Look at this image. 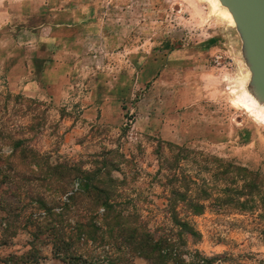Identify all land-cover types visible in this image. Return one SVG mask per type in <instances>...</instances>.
<instances>
[{"label": "rangeland", "instance_id": "374dc122", "mask_svg": "<svg viewBox=\"0 0 264 264\" xmlns=\"http://www.w3.org/2000/svg\"><path fill=\"white\" fill-rule=\"evenodd\" d=\"M74 1L88 6L93 17L103 21L122 61L118 74L129 82L125 85L122 77L119 106L104 107L103 118L77 128L83 110L93 99L91 92L79 94L81 100H76V105L71 97L69 104L57 106L47 99L12 92L13 84L0 69V94L9 92L41 103L17 105L20 114L27 116L18 118L17 129L24 130L28 117L33 118L32 145L38 151L54 158L60 155L87 161L104 149L119 150L132 159V164L121 169L130 178V197H141L139 211L149 218L151 227L162 222L165 205L163 190L154 182L159 166L153 153L156 140L191 150V157L182 165L198 180L212 183L215 165L211 158L215 157L245 168L247 176L251 174L264 185V123L237 101V90L245 84L249 71L236 27L204 0ZM3 17L0 2V30ZM40 122L43 128L38 126ZM23 197V207L28 206L29 199ZM6 198L0 203V219L3 212L21 216L15 237L0 245V264L9 255L28 251L32 240V228L26 220L30 210L17 211L14 199ZM144 198L148 200L145 203ZM215 210L208 209L194 218L201 240L190 248L207 257H222L221 264H264L261 212L239 215ZM37 247L41 257L37 264H65L54 257L51 246L38 243ZM79 251L93 263L106 264L99 262L101 248L88 244ZM127 264L146 263L133 259Z\"/></svg>", "mask_w": 264, "mask_h": 264}, {"label": "trees", "instance_id": "16d2710c", "mask_svg": "<svg viewBox=\"0 0 264 264\" xmlns=\"http://www.w3.org/2000/svg\"><path fill=\"white\" fill-rule=\"evenodd\" d=\"M22 102L41 104L9 92L0 94V203L7 196L14 199L17 211L30 210L26 220L32 240L28 251L7 256L3 264H37L38 243L51 246L54 257L65 264H96L79 251L88 244L102 249L99 262L106 264L133 259L146 264H221L222 257H207L190 248L201 240L194 218L208 209L239 215L260 211L258 218H264V185L247 176L245 168L212 157V183L198 180L182 165L191 150L156 140L153 153L159 166L154 182L163 190L165 205L162 222L151 227L139 211L141 197H130L129 176L121 169L132 159L112 149L87 161L41 153L32 145L33 118L28 117L24 130L17 129L18 118L27 117L17 108ZM38 126L43 128V123ZM23 195L28 206L23 207ZM2 215L0 245H5L15 237L21 215Z\"/></svg>", "mask_w": 264, "mask_h": 264}, {"label": "crops", "instance_id": "0c3cea01", "mask_svg": "<svg viewBox=\"0 0 264 264\" xmlns=\"http://www.w3.org/2000/svg\"><path fill=\"white\" fill-rule=\"evenodd\" d=\"M0 2L4 13L0 69L13 84L12 92L57 106L69 104L71 97L76 105L79 94L91 92L93 99L77 128L103 118L104 107L121 104L122 77L125 85L129 79L118 74L122 61L114 50V39L88 6L74 0Z\"/></svg>", "mask_w": 264, "mask_h": 264}, {"label": "water", "instance_id": "95a60500", "mask_svg": "<svg viewBox=\"0 0 264 264\" xmlns=\"http://www.w3.org/2000/svg\"><path fill=\"white\" fill-rule=\"evenodd\" d=\"M232 12L253 82L264 94V0H221Z\"/></svg>", "mask_w": 264, "mask_h": 264}, {"label": "bare ground", "instance_id": "6f19581e", "mask_svg": "<svg viewBox=\"0 0 264 264\" xmlns=\"http://www.w3.org/2000/svg\"><path fill=\"white\" fill-rule=\"evenodd\" d=\"M207 2L213 12L226 20L231 27H235V19L230 9L221 0H204ZM203 1V2H204ZM248 75L245 84L237 90V101L258 121L264 123V94L257 88L253 82V76L250 66L247 64Z\"/></svg>", "mask_w": 264, "mask_h": 264}]
</instances>
